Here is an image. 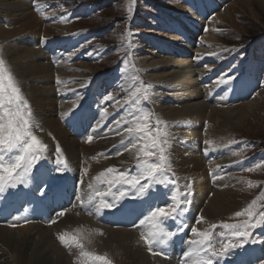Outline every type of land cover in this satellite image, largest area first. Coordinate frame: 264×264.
Listing matches in <instances>:
<instances>
[{"label": "rangeland", "instance_id": "rangeland-1", "mask_svg": "<svg viewBox=\"0 0 264 264\" xmlns=\"http://www.w3.org/2000/svg\"><path fill=\"white\" fill-rule=\"evenodd\" d=\"M61 1H64V3ZM191 1L192 0H58L57 3H52V5L47 7L45 11L49 14L48 9L53 10L56 8L54 6L57 5V7H59L61 6L59 3H63L62 7L59 8V11L54 10L55 13H57L55 16L60 19L57 18L55 24L70 26V37L64 38L66 41H63L62 37H66L68 31L59 32L60 29H56L55 31H51L53 32L51 34V32L45 30L44 25L52 22L50 16L47 19H43L41 27L38 29L37 33H39V37L42 38L41 40L44 39L47 41L59 39L63 42H71L72 35L74 36L73 40L76 39V31H79L80 29H89L88 31L91 30L93 34H97L95 42L98 44L96 43L93 46V44L90 43L87 45V51L90 53L87 54L86 52L84 55H82V53L80 55L85 58H79L77 62H74V60L70 61L74 62L72 67H69L70 69L68 68L70 72H67L68 70L64 69V66L68 65L65 63L68 60L65 56L63 59L60 58V61L62 62H60L61 64H55L56 60L53 61L52 58L51 61L53 64L48 62L47 59L39 60L40 62H45L46 65L48 64L49 68L53 67L51 70L54 69L56 72L53 74L54 77L56 76L57 79H60L59 76L62 77V79L59 80V83L54 79L49 81V87H53V90L47 94H49V99L52 100V103L44 106V111L43 107L41 109V106L37 105L35 102V91L33 92L30 86L33 83V80H30L31 76L26 75L25 77L20 75L15 65L11 62V55L8 54L7 47L10 46L9 43L13 39L8 40L0 38V59L5 62L6 67L12 73L18 87L21 89L24 99L27 100L30 105L34 122L33 132L43 144L47 146L46 152H48V155L46 156H48V158H54L57 156L55 152L57 146L62 147L61 154L63 158L69 159L72 170H76L73 165L77 166L80 175L85 173V169H88L87 157L89 154L86 155L87 157H84L83 153H78L76 154L77 158L73 160L71 157L70 159L71 155L63 141H61L62 139L57 134L61 129L59 132L55 131V134V132H49L51 131V127L49 126V131L46 132L44 130L46 121L51 116L54 119L52 125L60 123L70 134V138L77 139L82 143L88 137H83L84 139L82 140L80 137H77L76 135L74 136L71 132L73 124L72 122H68L67 118L68 113L76 110V108L82 103L83 99L76 97L75 99L70 100V95H68L65 90L61 89V86L63 85L65 89L73 92L75 89L81 87V82L84 84L91 83L95 85L96 82L101 81L102 73L107 74L111 69L118 73L120 69L119 63L123 61L122 80L124 88L117 90L111 86L110 89L115 90V94H119L116 96L115 101L112 99L106 104L109 108L108 112L112 115L114 110L118 107H123L124 110L122 112H125L127 107L123 104L125 101L132 99L130 97H134L140 98L139 105L141 104L142 107L143 105L151 107L152 126L154 128L156 126L154 118L157 114V120L161 122V126H159L161 131L167 134V144L165 145L168 149L166 150V154L173 166L172 169L176 172L180 184L187 186L189 183L191 187L193 186L191 191H194L195 196L192 206V226L204 229L207 228L209 224H218L222 221L237 223L239 219L246 218V215L236 217L234 216V213L245 209L254 199L260 197L261 193L264 192V0H207L211 8L205 7V0H201L204 2V5L200 0H195L193 2L197 3L194 4L192 2L190 5ZM39 4L46 5L49 3L48 0H40V2L35 5ZM97 4L98 7H96ZM3 5L4 3L1 6ZM80 5H84V8L87 7L86 16L75 15V17L70 20L73 14L70 13L69 15L66 14V12L69 11V8L71 11V8L77 9ZM129 7L132 8L131 13L128 11ZM228 7L232 19L226 20L219 14L224 12ZM192 11L195 13H192ZM203 12H205V14ZM63 16L66 18L61 19ZM7 17L6 13L0 9V25L3 24L6 29L9 27L7 23L11 20L7 19ZM11 17L13 18L14 16H10V18ZM5 18L7 19V22L5 21ZM190 19L193 21H190ZM32 20L35 21L34 18ZM64 20L65 23L62 22ZM162 22L166 25L162 24L160 26ZM191 24L196 26V30L192 29L191 31ZM14 27L15 26L13 25L11 26V28ZM19 27L20 25L18 24L16 28ZM180 30L184 33L185 37L187 36L186 30L193 35L188 41L189 44H194L192 39L195 40V43L197 44L193 47L187 44L190 46V50H192L188 53L187 60L183 61V63L191 61L193 65L195 62L198 64V67L194 66L197 74L194 75L196 80L191 82L192 85L197 82L199 93H201H198L200 95L198 99H187V97L191 96L193 92H191V88H188L185 85L180 86V83H174V80L171 79L173 76L172 74L177 71H184L185 69L184 65L176 66V63L177 61H182L183 56L186 58V54H178H184V51L186 50L180 49L181 51L179 52L173 47L174 44L175 46H182L185 42ZM102 33H104L105 36L101 37ZM129 33L131 35H128ZM90 35L85 39L86 42H88L91 37ZM207 35L212 36V38L208 40L206 37ZM37 38L38 37H36V39ZM162 40L171 43L169 48L164 47V45L161 44L163 43ZM21 44L24 46L22 42ZM57 45L58 43H56V46ZM16 46L18 45L16 44ZM99 47H102V49ZM60 48L61 47H58V49ZM65 49L68 51L69 47ZM48 50L50 52V49ZM48 50L46 47L45 51ZM108 50L116 53L107 55ZM100 51H103L105 57H103V55L100 56ZM49 52H47V54H49ZM95 52L97 53L96 55ZM204 55H209L211 58L206 59ZM71 58L73 57H70V59ZM128 58L130 59V62L126 60ZM252 60H254L252 65L253 70H259V72H253L252 76H250L251 85L249 87H253L250 92L242 91V93L236 95L234 98L230 97L222 99V93L225 94V92L221 91L219 95L210 97L211 93L216 92L220 86L229 85L232 84V82L238 83L245 67ZM158 62H162L160 68L157 69V66L155 70L152 68H146V66L148 67L151 66V64H157ZM221 76H225V78L231 76L233 79L227 84L219 83L220 86L217 87L218 80ZM203 78H205V80H203ZM36 80H34L35 84L38 82V79ZM107 80L108 79H105L104 82L112 85V82H106ZM44 83H40L41 87H43L42 85H44ZM54 87L56 90H54ZM137 89H140L141 92L134 96L133 94L136 93ZM144 91H146L148 95V99L146 100L141 98ZM202 101L208 103L210 105L209 107H215L211 114H213V111L217 108L216 110H233L235 116L233 118H230L232 116L225 118L222 117V121L213 122L214 119L212 115V117H207V119L203 121L196 120L195 122H192L190 119L191 117L186 114H182L178 117L173 116L172 112L168 113L167 111V108L170 106H183L188 109L187 106L192 105V103L195 104L196 102ZM248 103H251L252 106L250 109H244V106L242 105ZM50 108L51 110L48 112ZM241 109L243 110L241 111ZM240 114L241 118L239 117ZM99 117L101 118V116ZM126 117L127 116L123 115L121 119ZM110 118L111 116L109 117V122L118 120L115 119L110 121ZM128 118H130V116H128ZM65 122H68L70 126H66ZM113 124L117 123L114 122ZM128 126L129 125L125 127L120 124L117 128L120 130V133H122ZM196 130L201 135V137L197 138L198 140L189 136L186 137L187 134L185 132H195ZM126 135L127 134L118 135L116 137L117 139L114 140L115 145L113 148L122 147L121 140H125ZM126 141L127 140H125V142ZM209 141L211 143H207ZM80 146L82 145H78L77 148L81 150L83 146ZM194 146L195 148L192 150L188 149ZM123 149L124 147L113 152L122 153L125 151ZM176 150L177 152L175 155L174 153ZM109 151L107 149L101 153L102 157L104 156V158H107L114 154H107ZM135 151L136 150H131L133 155L131 154L132 159L130 158V161H124L122 164L120 163L111 167L120 166V169L127 171L130 165L133 162H136ZM184 152H188L187 154L191 159L198 157L201 162L199 165L200 167L198 168L195 163L191 162L185 166L186 168H189L190 171L182 170V172L178 170L176 165L180 162L179 158L181 157L179 154H185ZM220 167L223 168L222 171L218 170ZM182 168H184V166H182ZM210 171H213V174L215 173V176L217 177V180L215 181L216 183L214 182L211 184ZM74 175L78 177V174ZM197 178L201 179L203 182L197 184L195 182ZM84 179V176H82L81 183L83 189H86L84 199H87L90 190ZM249 181L252 182L251 185H249ZM225 186L228 187L231 194H234L236 204H232V206L226 211L218 214L215 213L213 216L210 215V218H208V216L205 217L203 211L209 209L208 206L212 203L210 201H213V197L217 194L225 195L223 188ZM198 191L202 192V199L201 195H196ZM207 202H209V204ZM93 209H95V206ZM254 210L256 211L257 216L252 218V223H255L260 212H264V198L257 199ZM72 212H75L74 214L83 216L84 218L88 217L87 219L93 220L94 222V225L88 223L90 225L88 229L83 225H80L79 221H72L68 227H66L75 231L79 229L83 235L88 236V239H81V243L84 245V251L92 252L97 255L106 254L108 260L111 261V264H141V261L138 258H134L136 256L129 251V249L135 252H137V249L144 252L147 251L141 240V233L134 229L109 227L100 224L94 215H88L78 210L71 209L67 214L70 213V217H72ZM198 216L204 218L200 223L197 222L199 220ZM69 219L70 218L67 219L64 214L63 216L58 217L57 222L61 223L62 221H67ZM34 224L37 223L19 227H8V229L16 228L20 231L19 228ZM263 226L264 223H261L254 228H250L249 232L254 233L256 231L253 235L257 236V231L261 230ZM110 229H126L127 231H134L136 238L133 239V243H130V245L132 244L131 246L126 247L128 243L125 242V246L122 245V247H120L121 245L112 242L110 239ZM60 230L61 229L59 228L58 231L54 230L55 233L53 236L57 243L55 244V247H59L64 252L67 251L65 252V255L66 257H69H67V259H69L68 262L70 261V264H89L87 258L80 256L81 249L76 247L75 244L65 246L61 243L58 239V235L67 232L65 229H62V231ZM81 232H79L80 236ZM69 235L79 237L74 231ZM105 237H107V239ZM7 250L8 246L6 244L0 245V261L5 259L7 264H17V255L11 250H9V252ZM229 253H232V250ZM151 255L152 256H149L155 264H179L175 255H172L171 257L153 255L152 253ZM229 257H232V255ZM97 264H103V262H97Z\"/></svg>", "mask_w": 264, "mask_h": 264}, {"label": "snow or ice", "instance_id": "snow-or-ice-1", "mask_svg": "<svg viewBox=\"0 0 264 264\" xmlns=\"http://www.w3.org/2000/svg\"><path fill=\"white\" fill-rule=\"evenodd\" d=\"M43 7L45 6L36 5L37 11H40L42 16H44ZM128 11L131 13L132 8L129 7ZM232 79L231 76H227V78L221 76L218 83L227 84ZM140 92L141 90L137 89L133 95ZM141 98L148 99L146 91L143 92ZM105 99L112 100L113 97L109 95ZM125 103L132 104L133 110L128 113L131 120L123 121V123L131 125L125 128L127 134L125 140L129 141V144L124 147L125 140H121V146L125 151L136 150V172L132 174L115 167H109L93 178V183L88 185L90 190L88 199L87 201L82 200L81 203L95 204L96 214H100L104 209L116 207L122 199L129 195V189L134 190L137 197H145L156 185H164L165 188L171 185L175 188L177 184L174 179L175 173L171 171V163L163 146L167 144V134L161 131L159 127L161 122L157 120L155 128L152 126V113L137 107L140 98L131 99ZM107 114V109L101 110L102 117H106ZM33 123L30 105L24 99L21 89L5 62L0 59V193L6 191L7 188H15L18 184H27L34 166L42 159V154L46 151L47 146L33 132ZM116 123L119 127L121 121ZM87 139L88 142H91L93 137L89 135ZM56 151L59 154L56 163L62 165L58 171H64L68 168L67 160L63 158L58 146ZM84 171L86 173L87 169ZM142 181L144 182L142 183ZM248 183L252 184L251 181ZM190 187L188 185L189 191L184 194V200L181 199L178 190L173 191L171 196L162 193L166 199L171 200V203H167L165 207L151 208L147 215L139 220V226L144 229L141 232V240L153 255L165 256L174 237L189 227L186 223H181L177 225L176 231H170L164 225L167 221L180 220L188 211L186 205L191 203ZM260 198H264V192L257 199ZM257 199H254L242 211L234 213L236 217L246 215L248 219L244 221L238 223L222 221L218 224H209L204 229L191 227L193 238L183 241L187 247L182 253V264H218L219 260L231 250L242 247L244 243L248 242L250 239L249 229L264 223V212L259 213L255 223L251 222L252 218L257 216L254 210ZM64 214L62 211L58 215L63 216ZM203 219L200 217L197 222L200 223ZM218 228L222 231L217 234L215 230ZM77 231L81 232L79 229ZM58 239L65 246L75 244L80 248V256L87 258L89 264H97V262L111 264L106 254L97 255L84 251L81 239H88V236L83 235L82 232L80 237L68 233L59 234ZM234 240L238 242L234 243ZM217 242L220 245L219 250L216 248ZM154 248L158 251H153Z\"/></svg>", "mask_w": 264, "mask_h": 264}, {"label": "bare ground", "instance_id": "bare-ground-1", "mask_svg": "<svg viewBox=\"0 0 264 264\" xmlns=\"http://www.w3.org/2000/svg\"><path fill=\"white\" fill-rule=\"evenodd\" d=\"M39 2H40V0H16V1L0 0V9H2V11H4L6 13V15L8 16L7 19L12 20V21L10 20L9 23H7L9 25L8 29H6L3 26V24L0 25V38L8 39V40H11V39L14 40V41L13 40L10 41V43H9L10 46L7 45L8 46L7 47L8 48V54L11 55V62L15 65V67L18 70L20 75L25 76V77H26V75L31 76L30 80H33L32 82L34 84L32 83V85H30V86H31V90L33 92L35 91V97H34L35 102L37 103V105L41 106V109L43 107V111H44V109H45L44 106L48 105L49 103H52V100L49 99V94H47V93H50L51 90H53L52 89L53 87H49L50 86L49 81L53 80V79L58 81V79L56 78V76L55 77L53 76V74L56 73L54 69L51 70V68H53V67L49 68L48 64L46 65L45 62H40L39 60L40 59H47L48 62L53 64V62L51 61L52 53H51V55H50V53L47 54L48 51H45V48L47 47V49H50V52H51L54 47H57V48L61 47L60 42L62 40L53 39V40H47L46 41L44 39L41 40L42 38L39 37V33H37V32H38V29H40V27H41V23H42L44 17L45 16H47V17L51 16L50 14H48L45 11L46 8L51 6L52 3H54V2L57 3L58 0L57 1H55V0L49 1L48 0L49 4H46V5L39 4V5L45 6L42 9L44 12V16H42L40 11H37V9H36L35 4H37ZM61 2L64 3V1H61ZM3 3H4V5L1 6ZM193 3L195 4L197 2H193ZM54 7H57V5ZM52 13L54 15L57 14V13H55V11H53ZM192 13H195V12L192 11ZM203 13L205 14V12H203ZM202 14H200V15H202ZM219 15H221V17L226 19V20L232 19V15L229 11V7L227 9H225V11L220 13ZM10 16H14V17L10 18ZM14 18H15V21H14ZM33 18L35 21L32 20ZM63 18L65 19L66 17L63 16ZM7 19L5 18V21ZM199 19H201V18H199ZM55 20L56 19H52L51 20L52 22L50 24L43 23V24H45L44 25L45 30H48V32L55 31L56 29H60L59 32L68 31V33L66 34V37H62V38L70 37V31H71L70 28L71 27L66 26V25H56ZM190 21H193V20L190 19ZM62 22L65 23V20ZM18 24L20 25V27L16 28V26ZM162 24L166 25L165 23L162 22L160 24V26ZM12 25L15 27L11 28ZM38 26H39V28H38ZM190 28H191V31H192V29L196 30V26L194 24H191ZM183 31H185V30H183ZM181 32L182 31L180 30V33ZM186 32H187L186 37L184 36V33L182 32V34H183L182 37H183V40L185 41L184 44L182 46H175V44H174V46H173L179 52L181 51L180 49L186 50V51H184V54L178 53L180 55L186 54V58H185V56H183L184 59L182 58V61H177V63H176V66L184 65L185 69H184V71H181V72L177 71L176 73L172 74L173 76L171 79L174 80V83H176V82L180 83V86L185 85L186 87L191 88L190 90H191V92L192 91L193 92H192L191 96L187 97V99L192 100L195 98L198 99L200 96L199 94H201V93H199V87L197 85V82L194 85L191 84V82H194L196 80L194 78V75H197V74L195 72L194 66L198 67V64H197V62H195L193 65V63L191 61H189L187 63H183V61L187 60L188 53L192 50V49L190 50V46H188V45H191L193 47V46H196L197 44L195 43L196 41L193 39H192V42H194L193 45L188 43L189 39L192 38L193 35L187 30H186ZM52 33L53 32H51V34ZM189 36H191V37H189ZM36 37H38L39 39L37 38L38 39L37 40ZM169 37H171V36H169ZM206 37L208 40L212 38V36H210V35H207ZM73 38H74V36L72 35L71 41L73 40ZM214 40H215V38H214ZM65 41H66V39H65ZM21 42L24 44V46L21 44ZM170 42H172V41H170ZM56 43H58L57 46H56ZM163 43H161V44L164 45V47L169 48V45H171V43H169V42L163 41ZM212 43H213V40H212ZM16 44L18 46H16ZM63 57L64 56H60L58 59H55L56 60L55 64L56 63L61 64L62 62L60 60L63 59ZM205 58L210 59L211 56L206 55ZM65 63H67L68 65L64 66V69L68 70L69 67H72L74 62H69V60H67ZM161 63L162 62H158L157 64L153 63L154 65L151 64V66H148V67L146 66V68H149V69L152 68L153 70H155L156 66H157V69L160 68ZM67 72H70V71L68 70ZM254 72L257 73V72H259V70L258 71L256 70ZM64 73H66V72H64ZM59 78L62 79V77H60V76H59ZM36 79H38V82H39V83L37 82V84H35V82H34V80H36ZM40 83L41 84L44 83V85H42L43 87H41ZM98 83L99 82H96L94 85L91 83L84 84L83 82H81L80 83L81 87L78 89H75V91H73V92H70V90L68 91L67 89H65L63 85L61 86V89L65 90L68 93V95H70V100H73L76 97L83 99L82 103L80 104V106H81L82 104L89 103L85 99L88 97V95H90L92 93V91L97 90ZM54 90H56L55 87H54ZM81 92L82 93L86 92L87 94H82ZM80 106H78L76 109H78ZM209 106L210 105L208 103H205L202 101V102H196L195 104L192 103V105L187 106L188 109L184 108L183 106H178V107H171L170 106L169 108H167L168 109L167 111H168V113L172 112L173 116H178V117L182 114H184V115L186 114V115L191 117L190 119L192 122H195L196 120H199V121L202 120L203 121V120L207 119V117H212V115H213V119H214L213 122L220 121L222 119V117L225 118L228 116H232L230 118H233L235 116L233 110H222V109H220V110H222V111H220V110H216L217 108L213 111V114H211L212 110L215 107L211 106V107H213V108H211ZM242 106H244V109H247V108L250 109L252 104L248 103V104H245ZM50 110H51V108L48 110V112ZM242 110L243 109H241V111ZM71 112H73V111H71ZM54 113H56V112H54ZM41 114H43V113H41ZM170 116H171V114H170ZM240 116H241V114L239 115V117ZM86 117H87V113L82 112L80 115L77 114L76 119L80 118L83 120V122L89 123L91 121V117H89L88 119H86ZM109 117L104 118L101 115V118L99 117L97 122L93 121L91 123V127L88 130L89 134L86 135L87 137L89 135H91L93 137L91 142H88V141L86 142L85 140H88V139H85L81 143L77 139L70 138V134L65 130V128L62 127V125L60 123L52 125V123H54V119L51 116L46 121V124L44 127V130L46 132L49 131L48 130L49 126L51 127V131H49V132H55V131L59 132L61 129V131L57 134L62 139L61 141H63V143L65 144V146L69 152V154L71 155L70 159H71V157L73 160L75 158H77L76 154H78V153H83L84 157H87L86 155L89 154V156L87 157L88 159L86 158L88 160V169H87L86 173L80 175V173L78 171L79 170L78 167L73 165L76 168V170L73 169L74 174H78V177L84 176V178H85L84 180L86 181V183L88 185L90 183H93V178L95 176H97L100 172H102L103 170H105L111 166L118 165L120 163L122 164V162H124V161H130L132 159L131 158V154H132L131 150L124 151L120 154H117L118 153L117 152V153H114L112 156L107 157V158H104V156L102 157V155H98V154L103 153L107 149H108V151L111 150L113 148V146L115 145L114 140L117 139L116 137L118 135H125L126 134L125 131L120 133V130L117 128L118 127L117 124H113L114 122L116 123L118 120L109 122ZM73 119L67 118V121L73 122ZM124 120H130V118H128V116L126 118H123V119L120 118L122 126L123 125L125 127L127 125L131 126L130 124L123 123ZM223 120H225V119H223ZM81 127H82V124L78 128H81ZM185 133L187 134L186 137L189 136V137H192L193 139H197V138L201 137L200 133L197 130L195 132H185ZM55 134H56V132H55ZM78 145L83 146V147L80 146V147H82L81 150L77 148ZM193 148H195V146L190 147L188 149L192 150ZM176 152H177V150L174 153L175 155H176ZM187 153L188 152H186L185 154H179V156L181 158H179L180 162H178V164L176 166H177V169L180 171H182V170L190 171L189 168H186L185 166H186V164H189L191 162L195 163V165H197L198 168L200 167L199 166L201 163L200 159L198 157L191 159V157H189ZM182 158H183V160H182ZM182 166H184V168H182ZM195 172H197V171H195ZM185 176H187V175H185ZM182 177H183V175H182ZM204 177H205V175H204ZM81 182H82V179H81ZM195 182L198 184V183L203 182V181L201 179L197 178V180H195ZM82 188H83V186H82ZM223 188H224L225 195L217 194L218 191L216 192L217 195L215 197H213V201H210L212 203L210 204V206H208L209 209H207L206 211H203L205 217L208 216V218H210V215L213 216L215 213L218 214L220 212L226 211L227 209H229L232 206V204H236L234 194H231L229 192L228 187L225 186ZM84 191H86V189H84ZM196 195H201V199H202V192L201 191H198ZM87 199H85V200L87 201ZM210 200H212V199H210ZM200 201H202V200H200ZM207 203L209 204V202H207ZM200 211H202V210H200ZM228 212H229V210H228ZM72 213H73L72 217H70V213L69 214L66 213L67 215L65 214V217H67V219L70 218L69 220H67V221L64 220L61 223L56 222L52 226H45V224H43V223H37L34 225H29L27 227H25V226L23 228L21 227V228H19L20 231L17 230L16 228L15 229L14 228L8 229V227L5 228V226H0V245L6 244L8 246L7 251L9 252V250H11L15 255H17V259H16L17 264H70L69 263L70 261L68 262L69 259H67L68 256L66 257V255H65V252H67V251L64 252L59 247H55L56 246L55 244H57V243H56L54 236H53L55 233L54 230L58 231V228H59V229H61L60 231H62V229H66V227H68V225L72 221H79L80 225H83L87 229L89 228L90 225H94L93 220L87 219L88 218L87 216H86L87 218H84L83 216L74 214L75 212H72ZM110 231H111V236L108 234L110 236V239L112 240V242H116L117 244L121 245L120 247H122V245L126 244L125 242L128 243V245L126 247L131 246L132 244L130 245V243H133V239L136 238V234L134 231H127L126 229L125 230H123V229H110ZM105 238L107 239V237H105ZM103 244H104V242H103ZM58 246H59V244H58ZM129 251L136 256L134 258H138L141 261V264H155L154 262H152V260L150 258V256H152V255L148 251H146L147 253L142 251V250H139V249L136 250L137 252L130 250V249H129ZM7 261H8V259H7ZM3 263L4 264L6 263L5 259L3 261H0V264H3ZM169 264H171V263H169Z\"/></svg>", "mask_w": 264, "mask_h": 264}]
</instances>
